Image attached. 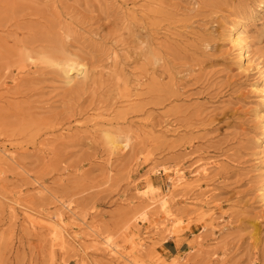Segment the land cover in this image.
Returning a JSON list of instances; mask_svg holds the SVG:
<instances>
[{"label": "rangeland", "instance_id": "1", "mask_svg": "<svg viewBox=\"0 0 264 264\" xmlns=\"http://www.w3.org/2000/svg\"><path fill=\"white\" fill-rule=\"evenodd\" d=\"M259 3L0 0V146L14 150L17 162L0 163V264H264L255 143L264 123ZM247 12L250 52L239 68L227 30ZM23 52L76 54L91 80L66 85L53 66L22 60ZM96 122L128 133L129 149L109 158ZM208 161L207 187L200 178L201 190L170 189L178 168L189 175ZM150 187V199L170 195L167 207L182 221L175 232L151 233L146 224L138 232L130 220L150 202L136 189ZM208 190L219 203V232L181 201ZM62 204L73 208L87 254L52 249L46 228H29L22 215L24 207L51 214ZM93 236L110 238L125 258L108 260L92 247Z\"/></svg>", "mask_w": 264, "mask_h": 264}, {"label": "bare ground", "instance_id": "2", "mask_svg": "<svg viewBox=\"0 0 264 264\" xmlns=\"http://www.w3.org/2000/svg\"><path fill=\"white\" fill-rule=\"evenodd\" d=\"M259 4L260 6H263L264 0H260ZM252 18V15L247 12L246 15L242 17V19L236 21L234 25L227 30V36L229 37V41L232 43L235 50V62L239 68L243 67L245 61L249 57L250 43L247 39V36L244 35V29L246 27V21ZM111 57V61L116 64L118 59L116 50H113ZM21 59L30 60L32 62L38 60L41 63L53 66V68L60 73L63 83L66 85H70L76 78H79V81L77 82L79 87L87 85L91 80L92 71L76 54L60 53V55H57L54 53L31 54L29 52H23L21 54ZM256 67H259V63H256ZM260 75L261 86L258 88V91L264 103V70L260 71ZM116 76H119V74H116ZM128 84L129 83L125 80V89L129 88ZM141 84L142 77L136 78L134 80V85L136 87H139ZM131 96L132 94L128 95V101ZM100 115L102 114L98 113L92 119L99 117ZM93 125L100 127L102 141L107 148L109 158L116 154H121L129 149L131 137L128 133L120 131L109 122H96ZM261 128L262 136L255 139V143L257 147L256 155L261 164V172L259 174L260 185L258 188L259 203L264 208V123H262ZM153 134L154 130L152 127L150 128L149 135L151 136ZM212 162L213 161H208L198 165L189 175H186L183 169L178 168L174 172V176L169 178L170 189L176 192L192 191L196 188L201 190L203 184L196 182L200 178L206 181L210 173ZM0 163L17 164L14 156V150L12 151L8 148H5L4 146H0ZM204 185L207 187L209 183L206 181ZM152 190V187L143 191L136 189L138 198L148 199L150 202L145 206L146 210L139 220H137L136 217L131 218L130 220L133 222V225L138 232L141 230L143 224H146L144 227L145 230H149L151 233L158 232L160 229H163L167 232H175L177 225H179L182 221L181 219L176 218L167 207L170 195L165 193L157 199H150L149 193ZM181 201H190L194 206V211L199 212L202 217L205 216L208 220L211 219L210 227L214 230V232H219L224 227L222 223L218 224V222H216L217 217H215L214 214L216 208H219V203L215 199H212V195L209 193V190L201 191L199 194L196 193V195L193 197H183ZM154 206H156L157 210L154 214H151L150 210ZM58 208V210L49 214L32 211L24 207L22 209V215L24 220L30 226L29 228H46L50 236L52 249L57 247V249L59 248L58 250L65 251L70 247H74L77 248V251L80 252L81 255L87 254L86 248L82 247L81 238L76 233L78 231L74 230V226L72 224L76 215L73 211V208L68 204H62ZM12 216L14 218L17 216V213L14 212V210L12 211ZM218 219L222 220L223 216L220 215ZM218 225H220V227H218ZM89 227L92 232H96L91 226ZM205 227L206 225L202 226L201 232L205 229ZM195 235L198 236V234ZM146 237L151 239L149 236ZM146 237L145 239L141 238L138 241H133L131 251H139L142 249L145 246ZM96 238H98V236H93L92 241L94 243L92 244V247L96 251H101L104 254L103 256L107 257L108 260L110 259L114 262L120 263L125 258L124 251L110 238H106L104 240L101 239L100 243H97ZM95 264L98 263L96 262Z\"/></svg>", "mask_w": 264, "mask_h": 264}]
</instances>
